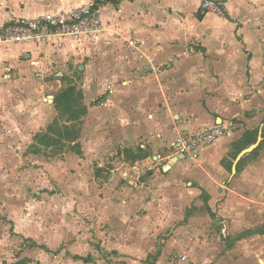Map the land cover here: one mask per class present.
Returning <instances> with one entry per match:
<instances>
[{
    "label": "crops",
    "instance_id": "obj_1",
    "mask_svg": "<svg viewBox=\"0 0 264 264\" xmlns=\"http://www.w3.org/2000/svg\"><path fill=\"white\" fill-rule=\"evenodd\" d=\"M90 2L99 6L101 34L39 48L0 42V173L7 172L2 157L22 156L25 142L54 117L53 100L36 111L17 103L32 80L65 81L81 67L89 108L90 91L102 90L109 47L118 141L130 153L146 151L143 159L124 161L123 173L162 171L195 209L181 211L171 229L165 212L158 228L136 231L150 237L140 259L136 244H128L126 256L70 264H264V19L248 17L264 13V0H226L222 17L200 14V0H0V27ZM219 123L229 134L203 145L197 160L170 158L177 134Z\"/></svg>",
    "mask_w": 264,
    "mask_h": 264
},
{
    "label": "rangeland",
    "instance_id": "obj_2",
    "mask_svg": "<svg viewBox=\"0 0 264 264\" xmlns=\"http://www.w3.org/2000/svg\"><path fill=\"white\" fill-rule=\"evenodd\" d=\"M248 17L263 20L264 13L249 12ZM106 49L102 90L91 88L86 114L80 121L68 122L69 112L60 107L49 122L57 118L61 126L76 127L79 146L62 140L46 146L33 138L25 142L22 156L2 157L7 172L0 173V264H70L92 258L110 261L117 254L126 256L128 244H136V259H140L144 241L150 244V237L136 231L158 228L157 216L165 212L169 216L165 226L171 229L181 211L195 207L182 202V189L166 179L161 165V172L152 177L149 166L143 167L142 173L134 168L128 175L123 173L121 164L133 163L130 157L134 153L119 143L116 134L115 54L114 49ZM82 71L75 67L65 81H60L61 75L34 78L30 91L17 103L24 110L49 109V102L67 87L73 86L77 92L83 89Z\"/></svg>",
    "mask_w": 264,
    "mask_h": 264
},
{
    "label": "built area",
    "instance_id": "obj_3",
    "mask_svg": "<svg viewBox=\"0 0 264 264\" xmlns=\"http://www.w3.org/2000/svg\"><path fill=\"white\" fill-rule=\"evenodd\" d=\"M201 14L212 13L225 16L228 13L224 0H200ZM105 30L99 6L96 3H84L71 9L48 11L37 17H19L0 27V42L32 44L36 48L48 41L60 38L82 40L98 35ZM35 65V61H31ZM229 129L222 124H215L195 132L177 134L171 157L197 160L203 145H208L228 135Z\"/></svg>",
    "mask_w": 264,
    "mask_h": 264
},
{
    "label": "trees",
    "instance_id": "obj_4",
    "mask_svg": "<svg viewBox=\"0 0 264 264\" xmlns=\"http://www.w3.org/2000/svg\"><path fill=\"white\" fill-rule=\"evenodd\" d=\"M82 98L81 91L77 92L75 87L69 86L54 98V107L57 110L62 107L63 112H69L67 117L68 122L80 121L81 117L84 116L87 111L86 106L82 103ZM78 136L79 131H77L76 127H70L65 123L61 126L58 123V119L55 118L48 124L46 131L37 133L34 139L39 140L46 146L60 144L61 140L63 143L67 142L71 143L72 146H79V143L76 142ZM137 150L140 149L138 148ZM145 156L146 155H142V153L136 151V153L132 154L130 159L131 161H135Z\"/></svg>",
    "mask_w": 264,
    "mask_h": 264
},
{
    "label": "water",
    "instance_id": "obj_5",
    "mask_svg": "<svg viewBox=\"0 0 264 264\" xmlns=\"http://www.w3.org/2000/svg\"><path fill=\"white\" fill-rule=\"evenodd\" d=\"M250 149V148H249Z\"/></svg>",
    "mask_w": 264,
    "mask_h": 264
}]
</instances>
